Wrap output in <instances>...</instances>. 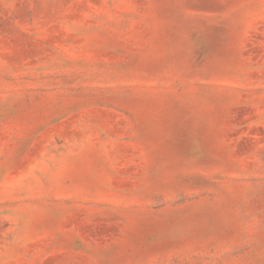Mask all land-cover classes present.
<instances>
[{"label":"rangeland","instance_id":"rangeland-1","mask_svg":"<svg viewBox=\"0 0 264 264\" xmlns=\"http://www.w3.org/2000/svg\"><path fill=\"white\" fill-rule=\"evenodd\" d=\"M0 264H264V0H0Z\"/></svg>","mask_w":264,"mask_h":264}]
</instances>
